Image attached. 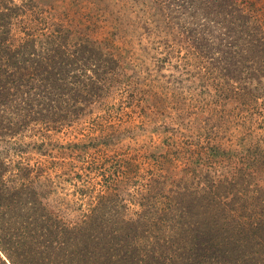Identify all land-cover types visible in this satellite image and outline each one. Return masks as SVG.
<instances>
[{
  "label": "trees",
  "instance_id": "trees-1",
  "mask_svg": "<svg viewBox=\"0 0 264 264\" xmlns=\"http://www.w3.org/2000/svg\"><path fill=\"white\" fill-rule=\"evenodd\" d=\"M157 2L169 61L194 59L217 71L202 81L214 93L207 105H264V0ZM30 3L0 0V264H264V187L250 184L249 168L252 153L264 161V139L251 138L239 158L206 144L197 165L226 158V174L154 172L150 188L171 204L153 202L140 209L145 215L127 217L119 189L91 183V171L66 160L76 143L57 150L45 142L46 132H74L122 83L118 56L107 41L76 37ZM96 151L88 166L102 176ZM193 162L192 155L186 165Z\"/></svg>",
  "mask_w": 264,
  "mask_h": 264
},
{
  "label": "rangeland",
  "instance_id": "rangeland-1",
  "mask_svg": "<svg viewBox=\"0 0 264 264\" xmlns=\"http://www.w3.org/2000/svg\"><path fill=\"white\" fill-rule=\"evenodd\" d=\"M29 1L41 6L43 16L51 14L54 20L68 24L76 37L107 41L118 56L121 68L118 81L122 83L111 86L105 102L94 105L92 113L74 126V132H46L45 142L57 150L59 145L76 143L75 153L67 155L66 160L74 162V171H91V183L119 189L114 192L132 210L125 213L127 217L145 215L140 209L147 211L153 202L168 203L169 199L156 196L150 188L154 185V172L172 174L176 169L183 174L187 172V179H197L208 169L226 174L231 168L226 158L219 163L197 165L204 146L219 145L230 150L233 158H239L246 153L251 138L264 139V105H243L237 101L207 105L214 93L208 94V90L213 92L212 87L202 81L216 76L217 71H209L211 65H201L194 59L169 61L164 45L169 41V27L161 21L164 15L159 0H16V3L30 9ZM32 23L30 19L27 21V25ZM16 30L19 32V28ZM181 47L184 55L185 47ZM96 135L99 140L89 139H95ZM96 149H102L100 158L105 163L102 169H106L102 176L98 174L99 168L88 166L100 153ZM56 153L59 152L53 150L50 154ZM192 155L195 163L187 166L186 160ZM249 158L252 161L249 168L256 174L250 171V184L264 187V161H255V153ZM67 169L65 166L63 170ZM54 171L58 172L57 168ZM129 193L133 196L129 197ZM158 215L162 214L154 216Z\"/></svg>",
  "mask_w": 264,
  "mask_h": 264
}]
</instances>
